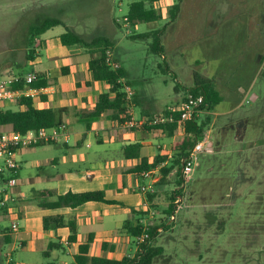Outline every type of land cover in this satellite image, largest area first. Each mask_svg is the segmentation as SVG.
Segmentation results:
<instances>
[{
    "label": "rangeland",
    "instance_id": "obj_1",
    "mask_svg": "<svg viewBox=\"0 0 264 264\" xmlns=\"http://www.w3.org/2000/svg\"><path fill=\"white\" fill-rule=\"evenodd\" d=\"M132 1L0 0V63L21 67L29 27L53 17L79 32L112 28L115 53L144 101L140 108H177L179 97L185 99L195 87L196 75L213 80L222 96L213 111L233 109L216 117L217 127L242 126L238 133L214 130L223 151L199 154L175 220L161 214L170 228L152 242L164 249L153 264H264V0H182L174 21L169 10L176 0H159L154 7L162 19L136 28L124 20ZM65 26L50 31L61 34ZM156 31L162 54L151 49ZM136 34L149 35L132 39ZM41 47L35 40L32 49L38 53ZM0 226L11 230V218ZM9 247L0 243L1 264Z\"/></svg>",
    "mask_w": 264,
    "mask_h": 264
},
{
    "label": "crops",
    "instance_id": "obj_2",
    "mask_svg": "<svg viewBox=\"0 0 264 264\" xmlns=\"http://www.w3.org/2000/svg\"><path fill=\"white\" fill-rule=\"evenodd\" d=\"M111 29L108 33L102 29L98 31L114 44L111 50L114 58L120 68L126 71L115 53L116 40L112 37ZM50 30L39 38L42 47L36 53L35 60L25 61L21 65L23 68H18L13 62L0 63V79L19 72L36 71L47 81L46 87L35 89L33 105L37 109L56 110L61 122L68 126L66 135L59 142L19 152L21 167L17 176L18 185L9 192L16 196V204L11 214L14 213L18 218L20 229L13 233L9 228L0 226V243L10 246L13 255L15 252L16 264H77L79 246L88 243L91 238L88 252L90 257L116 261L125 257L132 258L138 252V246L132 248V244H136L135 238L127 233L124 225L128 220H138V213H148L142 220L145 225L160 223L162 211L167 210L171 203L172 191L178 189V167L166 174L165 170L182 153L183 145L191 135L180 127L172 131L169 128L150 126L129 129L125 122L112 119V111H107L98 118H89L88 114L94 110L99 96L109 91L110 86L93 80L89 70L91 56L86 48L64 46L60 39L63 33L53 35ZM126 74L127 78L121 80L123 84L131 86L127 71ZM245 92L248 96L251 93ZM134 93L131 109L138 122L174 106L168 105L153 111L146 107L140 108L144 101L141 103L136 90ZM111 96L114 97V94ZM254 97L257 98L253 96L252 99ZM179 98L181 105L184 99ZM239 104L240 102L236 106ZM4 110L24 111L26 107L20 106L18 100H13L4 104ZM232 111L230 109L220 114L205 109L198 115L199 123L210 121L203 139L204 150L208 154L215 156L224 148L213 137L216 128L219 135L229 129L239 132L242 123L225 122L217 127L219 119L216 117L229 115ZM0 130L13 129L11 125H2ZM235 139L237 140L236 136ZM131 145L138 146V155L124 157V150ZM157 158L159 161L156 167L144 171L149 172L148 177L143 175L144 172L135 171L143 159L151 164ZM198 162L199 158L195 167ZM180 172L182 173V161ZM148 185H151L150 191L143 193L141 188ZM6 188L5 179L0 178V192ZM94 191H103L106 199L113 203L88 202L77 208L44 207L46 203L55 201L57 196L69 192ZM177 198V202L182 201L180 196ZM149 210L155 212L154 217ZM10 216L7 211L0 212V224L2 220L11 218ZM55 216H63L67 220L75 219L78 229L76 243L69 242V227L44 229V218ZM50 243L58 246L45 257L44 252Z\"/></svg>",
    "mask_w": 264,
    "mask_h": 264
},
{
    "label": "trees",
    "instance_id": "obj_3",
    "mask_svg": "<svg viewBox=\"0 0 264 264\" xmlns=\"http://www.w3.org/2000/svg\"><path fill=\"white\" fill-rule=\"evenodd\" d=\"M121 1V0H119ZM159 2V0H134L128 6V11L126 18L132 27H135L138 24H149L158 20H161L163 15L157 9H155L154 4ZM182 0H176L171 9L169 10V16L172 21L177 17L178 12L181 10ZM73 4L70 3V6ZM57 8L58 6H54ZM63 25L65 23L58 18L47 17L39 22L31 25L28 31L27 39V50L25 52L26 61H33L36 58V51L32 49L33 43L35 40L39 39L45 32L50 29H53L57 26ZM66 31L60 36L61 42L64 46H80L87 49L91 58L89 61V70L92 74L94 81H101L110 86L109 91L102 93L99 96L98 103L96 104L94 110L88 114L89 118H98L103 113L107 111H112V119L118 120L120 123H124L128 119L126 95L124 92V85L120 83L122 78H127L126 71L121 67L118 70L112 69L106 63L107 51L112 50L114 44H112L109 39L104 36L101 32L95 31L90 33H79L76 30L65 26ZM149 34H136L131 36L132 39L146 38ZM29 48V50H28ZM151 49L154 53L162 54L164 52L163 45L161 43V34L160 31L154 32V41L151 44ZM23 68V66H21ZM25 72H19L15 75H23ZM14 75V74H12ZM11 76V75H10ZM196 85L193 88H190L189 93L193 95H203L207 107L203 108L212 111L217 105L222 101V96L217 90L216 85L213 80L210 78H203L202 76L196 75ZM48 85L47 81L41 78L39 75L36 80L29 85L30 88H42ZM17 88H24V84L16 86ZM114 94V97L111 95ZM187 94V95H188ZM186 98V97H185ZM20 106H25L26 110L24 111H12L4 110L0 112V126L2 125H11L12 129L16 132L26 133L29 130H37L41 128H52L60 125L62 122L59 118V113L54 109H37L33 105V100L31 98L22 97L18 100ZM175 119L178 120L179 113L174 114ZM154 117V116H153ZM152 118V117H151ZM199 118L196 117L194 120L188 122L185 126V131L187 134H190L191 137H188L185 141L182 149V153L176 157L173 165L165 170V174L169 173L174 167H178V179L177 187L178 189L172 191L170 197V205L167 210L162 211V213L169 217V221H174L171 219L174 216L178 205L177 196H182L184 191L185 179L180 172L181 161L185 158L188 152L194 147V145L203 141L205 136V129L209 125L210 121L198 122ZM145 125L144 127H147ZM150 127H164L169 128L170 131L174 130L176 127H179L178 121L168 124H160L157 126ZM137 145L128 146L123 153L124 157L127 156H136L137 154ZM184 151H187L186 153ZM131 152V153H130ZM134 152V153H133ZM159 158H157L153 163H149L148 160L143 159L142 164L135 169L136 172L141 173L144 171H149L152 168H155L158 164ZM88 177L89 175L86 174ZM46 194V193H45ZM43 194V195H45ZM50 195L53 196L51 192ZM88 202H104V203H113L106 199L105 193L103 191H94V192H84V193H72L69 192L65 195H60L56 197V200L53 202L46 203L44 207L48 208H61V207H70L77 208ZM148 213H138L140 218L136 221L128 220L124 229L132 237L137 238L144 233L148 234V238L144 243L138 246V252L134 257H125L122 260H110L106 258L99 257H90L88 256L90 243L92 238L89 239L88 243L81 244L79 246V255L76 256L77 264H153V261L156 257L163 254L164 249L162 247L153 246L152 242L156 236L164 229H169L168 219L163 217L159 224H148L145 225L142 223L143 218ZM51 227H69L71 234L69 236L70 243L77 242V224L74 218L69 220L65 219L63 216L55 217H45L44 218V229L48 230ZM162 229V230H159ZM58 245L55 243H50L47 250L44 252V256H49L50 252L56 248Z\"/></svg>",
    "mask_w": 264,
    "mask_h": 264
},
{
    "label": "built area",
    "instance_id": "obj_4",
    "mask_svg": "<svg viewBox=\"0 0 264 264\" xmlns=\"http://www.w3.org/2000/svg\"><path fill=\"white\" fill-rule=\"evenodd\" d=\"M124 20L128 21L127 18ZM106 63L114 70L120 69V64L115 60L114 54L111 50L107 51ZM37 76V72L33 71L23 75H11L0 79V112L4 111V104L6 102L13 100L17 101L22 97L34 98L36 96V90L30 88L29 85L36 80ZM120 83L123 84L122 80H120ZM20 84H24L25 87L22 89L17 88L16 86ZM123 85L128 107V119L125 122V126L129 129H135L145 125L157 126L178 121L179 127L185 131L186 124L198 117V115L207 107L203 95H193L189 93L179 107L175 108L174 106H169L163 113L138 122L134 118L131 109L132 100L135 95L134 90L131 86L126 84ZM203 106H205V108H203ZM176 112L179 113L178 120L175 119L174 116ZM67 129V124L61 123L56 127L29 130L26 133L16 132L14 130H0V178L5 179L7 184L6 190L0 192V212L7 211L11 215V232H18L20 229L18 218L14 213L11 214L12 209L16 204V196L9 192L18 185L17 176L21 167V163L18 160L19 152L23 149L59 142L66 135ZM204 149V142L199 141L188 152L187 156L183 158L182 175L185 182L191 178L199 154H201ZM143 175L148 177L149 172H144ZM150 189L151 185L143 186L141 191L147 193ZM149 212L150 215L154 217L155 212L150 210ZM171 219L175 220V217L172 216ZM147 238V233L135 238L136 245H141ZM2 264H16L13 259L12 251L6 253V261Z\"/></svg>",
    "mask_w": 264,
    "mask_h": 264
},
{
    "label": "water",
    "instance_id": "obj_5",
    "mask_svg": "<svg viewBox=\"0 0 264 264\" xmlns=\"http://www.w3.org/2000/svg\"><path fill=\"white\" fill-rule=\"evenodd\" d=\"M253 100V99H252Z\"/></svg>",
    "mask_w": 264,
    "mask_h": 264
}]
</instances>
